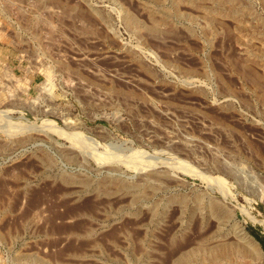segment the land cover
I'll list each match as a JSON object with an SVG mask.
<instances>
[{
  "label": "rangeland",
  "instance_id": "1",
  "mask_svg": "<svg viewBox=\"0 0 264 264\" xmlns=\"http://www.w3.org/2000/svg\"><path fill=\"white\" fill-rule=\"evenodd\" d=\"M0 264H264V0H0Z\"/></svg>",
  "mask_w": 264,
  "mask_h": 264
},
{
  "label": "bare ground",
  "instance_id": "2",
  "mask_svg": "<svg viewBox=\"0 0 264 264\" xmlns=\"http://www.w3.org/2000/svg\"><path fill=\"white\" fill-rule=\"evenodd\" d=\"M246 241H248L250 247H252L253 249L256 248L258 246L257 242L255 241V239L253 237H251L250 235H248L247 233L245 234V238Z\"/></svg>",
  "mask_w": 264,
  "mask_h": 264
},
{
  "label": "trees",
  "instance_id": "3",
  "mask_svg": "<svg viewBox=\"0 0 264 264\" xmlns=\"http://www.w3.org/2000/svg\"><path fill=\"white\" fill-rule=\"evenodd\" d=\"M257 238V237H256ZM258 241L261 243V241L258 239Z\"/></svg>",
  "mask_w": 264,
  "mask_h": 264
}]
</instances>
